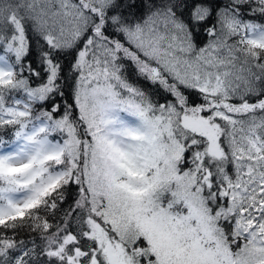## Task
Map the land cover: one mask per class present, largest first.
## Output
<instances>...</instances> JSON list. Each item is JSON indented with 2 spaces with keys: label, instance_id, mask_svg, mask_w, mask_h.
<instances>
[{
  "label": "snow or ice",
  "instance_id": "snow-or-ice-1",
  "mask_svg": "<svg viewBox=\"0 0 264 264\" xmlns=\"http://www.w3.org/2000/svg\"><path fill=\"white\" fill-rule=\"evenodd\" d=\"M0 264H264V0H0Z\"/></svg>",
  "mask_w": 264,
  "mask_h": 264
},
{
  "label": "trees",
  "instance_id": "trees-1",
  "mask_svg": "<svg viewBox=\"0 0 264 264\" xmlns=\"http://www.w3.org/2000/svg\"><path fill=\"white\" fill-rule=\"evenodd\" d=\"M139 83L141 84V86H143V87H150V85H147L143 80H141V81H139ZM75 191H76V189H75V187L74 186H70V188H69V192H68V197H69V199H68V202L69 203H71L72 202V200L75 198ZM65 207H66V205H64ZM24 238H26V235H25V237Z\"/></svg>",
  "mask_w": 264,
  "mask_h": 264
}]
</instances>
